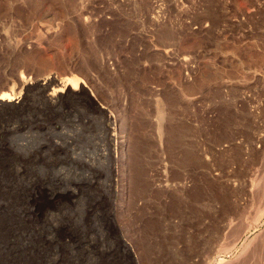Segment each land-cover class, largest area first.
Returning <instances> with one entry per match:
<instances>
[{"label":"rangeland","instance_id":"374dc122","mask_svg":"<svg viewBox=\"0 0 264 264\" xmlns=\"http://www.w3.org/2000/svg\"><path fill=\"white\" fill-rule=\"evenodd\" d=\"M3 93L0 264H264V0H0Z\"/></svg>","mask_w":264,"mask_h":264},{"label":"bare ground","instance_id":"6f19581e","mask_svg":"<svg viewBox=\"0 0 264 264\" xmlns=\"http://www.w3.org/2000/svg\"><path fill=\"white\" fill-rule=\"evenodd\" d=\"M66 85V84H65ZM83 87V86H82ZM83 89H84V87H83ZM71 91V90H70ZM3 101H7V102H9L10 101V99L9 98H6V96H5V93H3V94H0V105L1 106H3ZM17 103H18V101H17ZM5 104V103H4ZM161 122V121H160ZM176 130V129H175ZM137 159V158H136ZM135 160V159H134ZM135 166V165H134ZM136 172V171H135ZM141 175H142V173H141Z\"/></svg>","mask_w":264,"mask_h":264}]
</instances>
